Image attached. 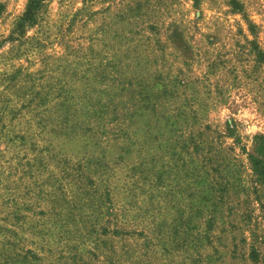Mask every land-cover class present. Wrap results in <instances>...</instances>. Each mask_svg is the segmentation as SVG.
Returning a JSON list of instances; mask_svg holds the SVG:
<instances>
[{"label":"rangeland","instance_id":"rangeland-1","mask_svg":"<svg viewBox=\"0 0 264 264\" xmlns=\"http://www.w3.org/2000/svg\"><path fill=\"white\" fill-rule=\"evenodd\" d=\"M0 0V264H264V0Z\"/></svg>","mask_w":264,"mask_h":264},{"label":"trees","instance_id":"trees-1","mask_svg":"<svg viewBox=\"0 0 264 264\" xmlns=\"http://www.w3.org/2000/svg\"><path fill=\"white\" fill-rule=\"evenodd\" d=\"M44 7L45 0H29L22 17L7 41H14V35L21 36L26 27L33 26ZM254 142L255 154H250L249 159L259 182L264 185V135L255 136Z\"/></svg>","mask_w":264,"mask_h":264}]
</instances>
